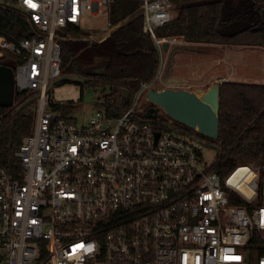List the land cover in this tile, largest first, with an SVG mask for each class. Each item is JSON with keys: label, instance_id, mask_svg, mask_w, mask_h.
<instances>
[{"label": "built area", "instance_id": "obj_1", "mask_svg": "<svg viewBox=\"0 0 264 264\" xmlns=\"http://www.w3.org/2000/svg\"><path fill=\"white\" fill-rule=\"evenodd\" d=\"M111 1L0 0L29 28L0 44L17 61L14 95L36 96L32 132L0 167V264H264V169L240 165L222 179L196 131L140 118L159 72L118 116L77 123L55 108L48 86L62 76V43L87 16L110 20ZM131 1L161 59L164 42L181 43L155 38L169 1ZM237 195L245 206L230 204Z\"/></svg>", "mask_w": 264, "mask_h": 264}, {"label": "trees", "instance_id": "obj_2", "mask_svg": "<svg viewBox=\"0 0 264 264\" xmlns=\"http://www.w3.org/2000/svg\"><path fill=\"white\" fill-rule=\"evenodd\" d=\"M168 1L174 14L167 24L155 29L157 40L178 38L189 44L264 49V21L260 15L264 0ZM109 19L112 26H117L102 42L62 43L61 75L81 76L87 80L86 84L107 86L103 106L108 115L118 116L129 106L122 100V94L127 93L130 101L141 83H148L155 77L160 54L153 39L143 31L138 2L112 0ZM242 21L250 25L232 33L226 32L228 27ZM71 32L79 38L92 36L84 35L80 29ZM28 36V25L18 13L0 9L1 38L17 41ZM97 61L103 63L99 73L91 71ZM16 62L5 52L0 57V66H7L12 71ZM29 98L15 95L11 108L0 107V167L9 168L14 164L13 153L33 130V104L16 112ZM55 108L63 110V105ZM218 119L215 150H218L216 163L222 179L240 165L263 170L264 85L231 81L221 83ZM230 204L245 206L238 195L236 201L230 198Z\"/></svg>", "mask_w": 264, "mask_h": 264}, {"label": "rangeland", "instance_id": "obj_3", "mask_svg": "<svg viewBox=\"0 0 264 264\" xmlns=\"http://www.w3.org/2000/svg\"><path fill=\"white\" fill-rule=\"evenodd\" d=\"M170 12L173 17L172 6H170ZM109 22L101 15L87 16L82 19L80 30L84 35H102L106 32ZM248 25H250L249 22L242 21L236 26L228 27L226 32L242 30ZM1 42L2 38L0 37V44ZM2 53L0 50V57H2ZM160 60L159 81L153 85L156 90L186 89L201 96L210 86L221 81L264 85L263 48L225 47L182 42L169 44L167 51L162 49ZM102 68L103 63L97 61L91 71L99 73ZM50 92L53 94L56 104L63 105V115L81 123L96 112L105 110L103 95L108 92V87L86 83L82 85L68 81L53 86ZM145 95L146 93L141 95L135 109L140 118L144 117L146 109L152 106L145 99ZM34 105L35 103H33V108ZM158 117L164 120L168 118L160 109H158ZM175 125L189 131L180 124L175 123ZM197 138L205 144L206 157L213 160L218 151L213 149L217 147L215 145L217 141L203 138L200 135H197Z\"/></svg>", "mask_w": 264, "mask_h": 264}, {"label": "water", "instance_id": "obj_4", "mask_svg": "<svg viewBox=\"0 0 264 264\" xmlns=\"http://www.w3.org/2000/svg\"><path fill=\"white\" fill-rule=\"evenodd\" d=\"M264 21V9L260 13ZM169 47L168 42L162 44L164 51ZM74 82L77 84H84L87 80L81 76L66 77L61 76L57 80L51 82L48 89L53 86L65 83ZM225 81L216 82L210 86L201 96L186 89H172L166 88L163 90H156L151 88L146 92L145 99L163 111V113L176 124L196 131L198 135L203 138L216 141L218 138V113H219V91L220 85ZM14 79L13 71L4 65L0 66V107L11 108L14 99ZM128 94H122V100L126 102ZM36 100V96H32L25 103L16 109L19 113L22 109L30 106ZM149 107L145 111L144 117L146 119H155L156 109ZM205 145V144H204ZM216 149V148H213Z\"/></svg>", "mask_w": 264, "mask_h": 264}, {"label": "crops", "instance_id": "obj_5", "mask_svg": "<svg viewBox=\"0 0 264 264\" xmlns=\"http://www.w3.org/2000/svg\"><path fill=\"white\" fill-rule=\"evenodd\" d=\"M117 26V25H116ZM116 26L114 27V29L116 28ZM113 29V30H114ZM112 31V30H111ZM72 33V32H71ZM72 36H73V34H72ZM93 36H95V35H92V36H90V37H72V39H69L68 41H66V42H77V41H89V42H92V43H96V44H98V43H100V42H97V41H94V40H92L91 38L93 37ZM179 40H181V39H179ZM182 41V40H181ZM102 42V41H101ZM183 42V41H182ZM181 42V43H182Z\"/></svg>", "mask_w": 264, "mask_h": 264}, {"label": "flooded vegetation", "instance_id": "obj_6", "mask_svg": "<svg viewBox=\"0 0 264 264\" xmlns=\"http://www.w3.org/2000/svg\"><path fill=\"white\" fill-rule=\"evenodd\" d=\"M150 107H154V106H150ZM155 109H156V114H157V116L156 117H158V109L156 108V107H154Z\"/></svg>", "mask_w": 264, "mask_h": 264}, {"label": "snow or ice", "instance_id": "obj_7", "mask_svg": "<svg viewBox=\"0 0 264 264\" xmlns=\"http://www.w3.org/2000/svg\"><path fill=\"white\" fill-rule=\"evenodd\" d=\"M82 247V245H80ZM235 259H239L238 257H235Z\"/></svg>", "mask_w": 264, "mask_h": 264}]
</instances>
